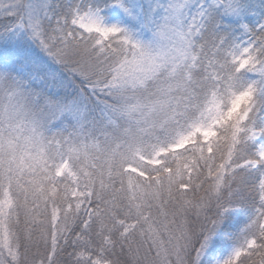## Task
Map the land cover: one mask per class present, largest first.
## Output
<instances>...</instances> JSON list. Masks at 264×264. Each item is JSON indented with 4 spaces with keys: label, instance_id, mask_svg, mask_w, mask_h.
Masks as SVG:
<instances>
[{
    "label": "snow or ice",
    "instance_id": "1",
    "mask_svg": "<svg viewBox=\"0 0 264 264\" xmlns=\"http://www.w3.org/2000/svg\"><path fill=\"white\" fill-rule=\"evenodd\" d=\"M0 264H264V0H0Z\"/></svg>",
    "mask_w": 264,
    "mask_h": 264
}]
</instances>
